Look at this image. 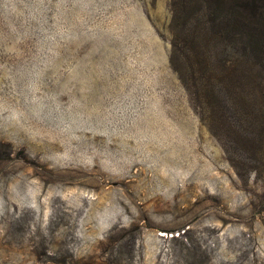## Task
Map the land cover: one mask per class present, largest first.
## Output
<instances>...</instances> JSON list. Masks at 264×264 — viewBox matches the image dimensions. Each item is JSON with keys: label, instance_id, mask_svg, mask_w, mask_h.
Instances as JSON below:
<instances>
[{"label": "rangeland", "instance_id": "374dc122", "mask_svg": "<svg viewBox=\"0 0 264 264\" xmlns=\"http://www.w3.org/2000/svg\"><path fill=\"white\" fill-rule=\"evenodd\" d=\"M171 1L0 0V264H264V70L191 99Z\"/></svg>", "mask_w": 264, "mask_h": 264}, {"label": "trees", "instance_id": "16d2710c", "mask_svg": "<svg viewBox=\"0 0 264 264\" xmlns=\"http://www.w3.org/2000/svg\"><path fill=\"white\" fill-rule=\"evenodd\" d=\"M199 1H171L173 51L181 52V36L185 37L183 42L188 39L191 44L189 73L181 80L191 99H218V103L234 108L235 99L242 98L247 68L258 65L264 70V19L254 22L241 17L245 12L252 16L263 15L264 1L261 0L262 6L256 5L254 0H244V4ZM206 1L211 4L206 5ZM257 95L264 99V90H259ZM206 108L209 129L218 136V119L222 113L216 108ZM214 110L219 114L217 117Z\"/></svg>", "mask_w": 264, "mask_h": 264}]
</instances>
